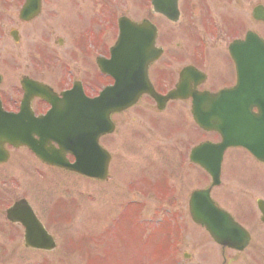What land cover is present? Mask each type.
<instances>
[{"label":"rangeland","instance_id":"rangeland-1","mask_svg":"<svg viewBox=\"0 0 264 264\" xmlns=\"http://www.w3.org/2000/svg\"><path fill=\"white\" fill-rule=\"evenodd\" d=\"M17 1L10 0L12 4H6L4 0H0V94L6 102H11V108L13 100L20 99L21 76H41L40 69L36 67L35 71L28 60L33 59L34 48L41 45L39 40L45 38L50 30H54L55 40H65L61 48L56 44L51 47V66L44 68L46 79L53 75L64 76L68 66L64 62L68 58L67 53L73 51L75 40H82L84 36L80 32L83 26L80 7L85 8L86 18L92 14L90 11H99L97 0H76L78 8L72 10L71 7L72 11L67 12L65 28H68L63 31L61 28L64 22L56 9L54 12L46 10L38 26L24 28L21 33L15 28L21 35V41L15 43L9 31L16 27L14 19ZM224 1L234 6V0ZM144 5L145 0H99L102 10L101 30L107 28L103 24L104 17L110 21L106 37L109 41L105 42V39L102 43L111 45L116 31L115 21L119 16L126 14L133 20L148 18ZM250 5L264 7V0H243L244 18L249 29L252 11ZM155 19L157 25L168 28L169 24ZM69 27H78L80 34H72ZM258 30L264 40L263 23ZM53 55L58 56L55 58ZM73 55L77 58L76 54ZM59 58L62 60H57ZM59 70L61 71L57 74ZM87 70L97 71L91 64L90 67L85 66V76L81 78L84 82H89ZM102 83L106 84V79L102 78ZM131 112L133 110L125 115L132 117L134 114ZM113 120L118 123L120 130L123 127L125 129L130 121L126 123L123 120L122 124V119L117 120L115 117ZM137 125L140 126L141 122ZM179 138L181 137L175 136L174 141H178L169 147V143L156 131L149 137L146 146L136 145L133 146L136 149L127 151L122 144L118 145V168L113 171L110 168L109 180L100 185L49 172L27 150H10L9 161L0 166V264H221L223 258L226 264H264V225L259 222L255 202L257 199L264 200V165L254 163L250 156L240 150L230 152L231 156L225 158L220 185L213 189L212 198L251 233L250 246L241 254L225 251L222 258L220 250L207 234L190 222L186 202L188 193L207 186L210 181L199 168L192 167L183 171V180L178 179V182H183L182 189L178 188L176 200H172L175 204L169 209L171 213L161 214L167 220H178L177 223L184 231L178 253L174 258L167 256V248L171 242H163L155 235L158 234L155 229L157 220L161 217L157 206L160 192L151 185L157 183L163 170L169 171L165 165L176 164L177 154L187 153L188 144ZM196 139L199 143L218 140L217 135L206 134L199 129L196 130ZM100 143L114 158L115 150L111 149L110 138H103ZM140 175L144 181L134 185L139 179L133 178ZM174 178L175 176L171 178V182ZM20 199L27 200L42 225L54 238L56 248L52 252L24 249L23 230L6 221L5 211ZM127 201L140 202V206L135 211L133 207L128 208L126 212L123 206ZM137 218H140L139 224L144 228L134 225ZM148 220L152 222L149 226L145 223ZM183 254H187L188 258H183Z\"/></svg>","mask_w":264,"mask_h":264},{"label":"flooded vegetation","instance_id":"flooded-vegetation-1","mask_svg":"<svg viewBox=\"0 0 264 264\" xmlns=\"http://www.w3.org/2000/svg\"><path fill=\"white\" fill-rule=\"evenodd\" d=\"M55 1L41 0V14L39 17L30 22H23L18 19V16L24 0H18L14 24L19 33H21L24 28L35 25L38 26L46 10H53L54 12L55 9L63 19L64 25L61 29L65 31L64 29L68 28H65L67 12H71L75 10V8H78L76 4L77 1L72 0L70 3L68 0H57V4ZM145 1L146 5H144V9L146 7L147 10L145 15H148V18L145 19H148L156 27L157 34L155 46L161 51L160 58L148 69L149 82L154 91L161 96H165L179 86L180 90L177 92L178 99L167 102L164 107L159 110L154 100L149 96H142L138 102V104L141 102L139 104L141 107L136 106L126 112L113 115L112 117V119L115 117L117 120L122 119V124L124 123L123 120H125L126 123L130 120L127 127L125 129L123 127L120 130L118 123L113 121L114 133L110 136L101 137L99 141L101 142V140L106 137L110 138L111 149L113 151L115 150V157L113 158L111 154L110 161V165L112 166L111 171H113L116 169L117 164H119L117 160L119 158H117L118 156L116 154L119 141H121L128 150H131L132 147L136 145L140 147L142 145H148L149 137H152L156 131L164 137L166 143H169V147L178 141V139L174 141L175 136L181 137L179 140H183L189 146L187 153L184 155L177 154V157L175 155L176 164L170 163L173 166L170 164L165 165L166 168H169V171L166 172L163 170V174L159 175V178H157L159 180H157L156 183V185H159L158 188L162 204L171 208L175 204L172 201L173 198L176 200V193L179 189H182L183 182H178V179H184L185 175L183 171H187L192 167L193 169L198 168L196 164L190 161L191 151L198 145L196 139L197 127L191 116V97L194 92L207 91L209 93H218L224 90H231L236 86L237 73L232 58L233 51L231 52L230 50L231 45L237 41H244L248 33L261 38L258 33V27L261 22L256 21L254 16H252V12L256 6L253 7L251 4L249 6V8L252 7L249 17L251 28H247L246 18H244L243 0H241V3L239 0H234L235 7L233 5L230 6L229 3L224 0H195V2L193 0H178V15L175 21L168 20L167 17L162 14H154L151 10L150 0ZM96 3L98 4L99 11L97 9L93 12L90 11L92 14L87 18L85 8L80 7L83 13V26L80 32L84 36L82 40H75L76 42L72 52H68L69 49L66 51V53L68 52V58L64 60V62L67 63L68 66H66L64 76L63 74L61 76L53 75L46 79L47 75L44 70V68L51 66V52H49L51 47L56 44L57 47L61 48L64 44L63 41H65L64 39L55 40L54 30H50L45 38L39 40L41 45L39 44L38 47L34 48L32 53L33 59H28L29 62H31V67L35 71L36 67L40 69L41 76L37 78L35 76L25 77L48 86V88L57 95V100H52L56 106L60 103L58 100L62 99L60 94L71 91V94L68 96V103L71 104L72 109L75 111L77 105L82 101L81 98H95L100 95L106 86L113 84L109 77L101 74L97 62L99 59H104L105 61L110 59V49L114 46L118 37V26L115 27V36L111 39V45H106L105 42L109 41L106 37L108 35L107 30L108 27H110V21L105 20L104 17L103 24L107 28L106 30H101V8L98 0ZM163 8L165 12H167L168 9L165 5ZM155 18L169 24L167 25L168 28L166 29L163 26L157 25ZM75 19L77 20L78 18L76 17ZM88 22L89 24L87 25ZM69 28L72 34H80L79 30H77L78 27L75 29L72 27ZM18 31L16 33L15 43L21 41V35ZM103 40H105L104 43H102ZM40 46L41 48H39ZM73 54H76L77 58H75ZM57 56L58 55H53L55 58ZM57 60L61 61L62 58ZM90 64L92 67H95L97 71L87 70L89 82H84L81 78L85 76V66L86 68L87 66L90 67ZM60 71L61 70L57 71V74ZM102 78L106 79V84L104 85L102 83ZM22 94L21 92L20 96H22ZM3 100L6 106L5 108L8 107L10 111L12 110L13 112L19 110L21 99L13 100L11 105L12 108L9 107L11 102H6L4 97ZM31 108L35 115H43L52 107L47 102L36 98L32 100ZM132 110L133 112L131 113L134 115L132 117L126 116V113ZM140 122L141 125H137ZM117 136H119V139H117ZM173 141L174 143L172 144ZM174 152H176V150H174ZM68 159L71 160L70 157H68ZM174 176L175 178L171 182V178ZM140 177L141 175L133 179H139ZM143 181L144 179L137 183V185ZM185 185L188 188L186 183ZM196 190L197 189L191 190L188 193L186 200L187 210L190 194L192 191ZM212 191L213 189L210 194H212ZM161 222H178V220L161 219ZM183 234L184 231L182 227L178 225L176 238L182 241ZM218 248L221 252V256L225 254V251H230L220 247ZM221 264H226L224 258Z\"/></svg>","mask_w":264,"mask_h":264},{"label":"water","instance_id":"water-1","mask_svg":"<svg viewBox=\"0 0 264 264\" xmlns=\"http://www.w3.org/2000/svg\"><path fill=\"white\" fill-rule=\"evenodd\" d=\"M161 1L163 0H154L157 12L160 11L159 4ZM26 5L27 8L24 10L23 15L28 20L37 15L39 0H27ZM261 15L262 20H264V12ZM148 30L150 35V43H148L149 56L145 54L148 49L145 46H137L139 40L136 39L133 42V54H128L130 35L133 33V37H136L140 35L139 31L148 32ZM153 35V28L145 22L141 25L132 24L126 20L121 22L120 37L112 50V62L107 66L100 64L102 71H107L115 78V87L105 90L100 98L85 104L84 115H87L84 117V125L81 124L82 127H85L82 134L86 136L85 141L80 139L77 142H66L64 144V150H66L65 147H73L71 151L75 153V164L69 166L62 155L60 156L63 153V147H61V151L54 155H50L46 151V142L43 140L45 136L40 134L36 124L38 121H47L46 117L39 120L33 119L28 110L25 109L24 111L23 108L21 113L17 115L5 113L0 108V163H5L8 160V153L3 148L4 145H10L13 148L25 146L46 164L57 165L87 177L105 179L109 156L98 147L97 139L100 135L109 131L107 123L111 112H119L132 106L141 92L148 91L145 69L157 57V53L152 51L151 47ZM248 37L245 43L246 47L253 42L255 48L253 45L251 50L253 51L254 48L257 51V57L254 56V53H251L246 55V61H254L256 58L257 63L253 64L252 70L246 67L245 82L247 88L244 112H240L239 108L235 109L234 104L230 103L229 100L231 95H234L233 93L220 92L215 95L203 93L193 97V116L197 125L205 131H214L221 136V143L218 145L205 144L199 146L191 155V159L194 156L193 161H196L211 176L212 186L218 185L219 166L222 154L227 148L241 147L247 150L256 160L264 163V43L255 38L252 39L250 36ZM143 43L146 44L147 42L144 40ZM117 60L124 61L115 66ZM130 60H132V65L127 66L126 63ZM234 61L238 70L239 59H237V56H235ZM131 67H135L134 71L141 74L140 76L136 73L138 77L136 75L131 77L133 81L128 79V81L137 84L134 93L124 86L128 77H125V71ZM256 86L257 89H255ZM126 93L128 95H125ZM154 99L159 105L164 101V99L156 96H154ZM252 107L259 108L258 115L251 112ZM97 122L100 124V130H98V126L96 127ZM34 135H39L40 140L43 141H33ZM82 146L85 147L84 152L80 150ZM196 156L197 160H195ZM208 193L209 191L206 190L192 194L189 203L192 220L203 227L216 244L237 251L244 250L249 243V236L233 221L229 214L214 206ZM257 208L261 214V221L264 222V202L258 201ZM7 219L11 223L23 227L24 246L26 248L44 251H51L55 248L53 239L38 222L26 201L22 200L14 204L7 211Z\"/></svg>","mask_w":264,"mask_h":264}]
</instances>
